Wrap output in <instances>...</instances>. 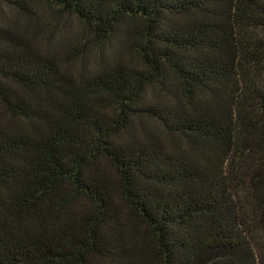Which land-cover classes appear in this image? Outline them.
<instances>
[{
  "label": "trees",
  "instance_id": "obj_1",
  "mask_svg": "<svg viewBox=\"0 0 264 264\" xmlns=\"http://www.w3.org/2000/svg\"><path fill=\"white\" fill-rule=\"evenodd\" d=\"M0 264H264V0H0Z\"/></svg>",
  "mask_w": 264,
  "mask_h": 264
},
{
  "label": "rangeland",
  "instance_id": "obj_2",
  "mask_svg": "<svg viewBox=\"0 0 264 264\" xmlns=\"http://www.w3.org/2000/svg\"><path fill=\"white\" fill-rule=\"evenodd\" d=\"M45 6H46V5H45ZM45 6H44V7H43V6H40V11H41V10L43 11V9H44V11H46V10H47V7H45ZM68 19H70V18L68 17ZM70 20H71L72 23H73L72 25L76 24L75 21H73V19H70Z\"/></svg>",
  "mask_w": 264,
  "mask_h": 264
}]
</instances>
